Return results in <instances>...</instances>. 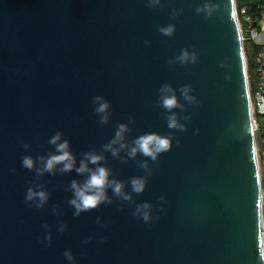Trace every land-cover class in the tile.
<instances>
[{
	"label": "water",
	"instance_id": "95a60500",
	"mask_svg": "<svg viewBox=\"0 0 264 264\" xmlns=\"http://www.w3.org/2000/svg\"><path fill=\"white\" fill-rule=\"evenodd\" d=\"M203 2L161 0L149 8L147 0H0V264H71L66 250L76 264H264L236 2L212 0L210 19L195 12ZM172 9L179 12L175 18ZM168 24L176 26L172 36L158 31ZM185 48L199 53L195 64H168ZM163 84L173 87L184 106L174 111L186 132L167 127L165 110L157 105ZM185 84L197 103L184 100ZM95 95L111 102L108 124H100L93 111ZM130 116V146L144 133H173L172 149L158 163L148 161L152 174L144 193L126 186L132 202L109 190L113 204L74 217L66 189L83 176L57 171L36 177L21 166L23 155L51 151L47 140L61 131L77 165L82 153L95 150L115 179L146 176L138 163L147 158L130 159L127 150L119 157L103 152L116 126ZM25 143L31 147L24 149ZM31 183L45 184L51 193L43 209L24 201ZM143 202L153 206L150 223L133 215ZM60 221L67 225L63 233L57 230ZM47 231L50 246L41 242ZM88 236L94 239L84 244Z\"/></svg>",
	"mask_w": 264,
	"mask_h": 264
},
{
	"label": "clouds",
	"instance_id": "9594fccd",
	"mask_svg": "<svg viewBox=\"0 0 264 264\" xmlns=\"http://www.w3.org/2000/svg\"><path fill=\"white\" fill-rule=\"evenodd\" d=\"M161 0H147V6L149 8H155L160 6ZM182 11V10H181ZM215 11V5L212 0H204V2L195 8L197 14H203L205 19H210ZM179 15L176 9H172L171 16L175 18ZM175 24H168L166 26H159L158 31L164 36H172L175 33ZM199 53L193 51L189 52L187 48L183 49L179 55L168 60V64L177 63L185 65L188 63L195 64L198 60ZM225 65L220 64L223 68ZM230 79V77H226ZM159 96L157 100L158 107L165 110L167 121V127L170 130L186 132L188 127L186 124L181 123V118L178 117L175 109L183 110V105L180 103L175 90L170 84H163L158 89ZM192 88L190 85H182L180 93L184 100L190 104L197 103V98L190 95ZM92 104L94 105L93 111L99 117L100 124H108L111 116V102L102 95H95L92 98ZM260 108L264 111V102L260 104ZM183 120L191 119L190 116H184ZM134 123V118L129 117L128 123H119L116 126V131L112 139L103 145V152H110L113 157H119L122 150H127V156L130 159H135L139 154L147 159L140 161L138 167L143 169L146 176H132L127 182L115 179L112 171L102 164L105 160V156L102 153H97L95 150H90L82 153V158L77 165V159L70 147V141L64 138V134L61 131L55 132L47 140V144L52 146V150L46 155L33 156L30 154L23 155L21 158L22 168L28 171H34L36 177H43L45 174L56 175L57 171L60 174L75 172L78 176H83L82 181L76 179L71 180L68 185L67 191L72 193V197L67 201L68 205L74 209V217H79L81 213L90 212L98 209L102 204H113V199L109 197L108 192L111 190L113 196L119 197L122 201L132 202L133 197L129 192L125 191L126 186H130L131 192L137 195L144 193L148 184V177L152 174V169L149 166L148 161L151 160L154 164L159 162V158L162 154L169 152L173 147V133L170 132L167 135L159 133H144L135 137L131 146L126 143L125 134L130 131L129 124ZM199 130H196L198 133ZM180 143L179 140L176 141ZM24 149L31 147L30 144H23ZM127 162V161H124ZM51 193L46 190V185L42 183L30 184L26 189L24 201L26 204H30L35 210L43 209L49 202ZM160 201L164 200V197H159ZM152 204L149 202H143L135 205L133 215L141 219L145 223H150L153 220L152 217ZM52 212L55 215L59 214V209L56 205L52 206ZM159 219V217H156ZM96 223L105 227L106 225L101 222L100 217L96 218ZM58 231L63 233L67 231V225L60 221L58 222ZM42 227L45 230L50 229V225L43 224ZM94 239L93 236H88L83 243L88 244ZM47 241L46 246H50L52 241L51 231H47L44 241ZM102 241H107V237H101ZM64 257L76 264V258L73 253L66 250L63 253Z\"/></svg>",
	"mask_w": 264,
	"mask_h": 264
},
{
	"label": "built area",
	"instance_id": "2783aa9c",
	"mask_svg": "<svg viewBox=\"0 0 264 264\" xmlns=\"http://www.w3.org/2000/svg\"><path fill=\"white\" fill-rule=\"evenodd\" d=\"M246 11L247 8H242L238 11L236 7L243 44L245 42H250L259 48L256 58L257 78L255 87L251 92L248 79V92L255 133V153L260 185L261 232L264 253V124L262 125L260 123V120L264 122V111L260 108V104L264 102V11H262L259 19H253L251 16H247Z\"/></svg>",
	"mask_w": 264,
	"mask_h": 264
},
{
	"label": "trees",
	"instance_id": "16d2710c",
	"mask_svg": "<svg viewBox=\"0 0 264 264\" xmlns=\"http://www.w3.org/2000/svg\"><path fill=\"white\" fill-rule=\"evenodd\" d=\"M235 2L238 11L242 8H247V16H251L253 19H259L262 11H264V0H235ZM244 51L247 59L248 79L252 92L257 78L256 58L259 48L250 42H245Z\"/></svg>",
	"mask_w": 264,
	"mask_h": 264
},
{
	"label": "rangeland",
	"instance_id": "374dc122",
	"mask_svg": "<svg viewBox=\"0 0 264 264\" xmlns=\"http://www.w3.org/2000/svg\"><path fill=\"white\" fill-rule=\"evenodd\" d=\"M260 123L263 125L264 124V122L262 121V120H260Z\"/></svg>",
	"mask_w": 264,
	"mask_h": 264
}]
</instances>
